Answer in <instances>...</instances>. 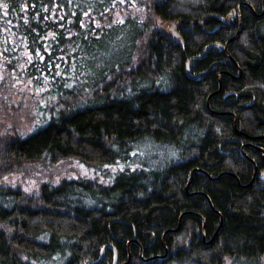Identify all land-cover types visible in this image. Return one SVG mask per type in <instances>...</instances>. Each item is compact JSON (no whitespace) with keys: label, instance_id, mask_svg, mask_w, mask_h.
Masks as SVG:
<instances>
[{"label":"trees","instance_id":"trees-1","mask_svg":"<svg viewBox=\"0 0 264 264\" xmlns=\"http://www.w3.org/2000/svg\"><path fill=\"white\" fill-rule=\"evenodd\" d=\"M0 59V264H264V0H0Z\"/></svg>","mask_w":264,"mask_h":264},{"label":"rangeland","instance_id":"rangeland-1","mask_svg":"<svg viewBox=\"0 0 264 264\" xmlns=\"http://www.w3.org/2000/svg\"><path fill=\"white\" fill-rule=\"evenodd\" d=\"M174 26L165 27L167 34H174L175 29H173ZM0 63H2V60L0 59ZM9 70L7 69H1L0 67V81H2L5 77L7 79ZM5 84V83H4ZM11 84V85H10ZM13 84V85H12ZM6 86V84H5ZM11 89V100H9V103L13 104V106L7 105V110L5 114L2 112L3 109H1L0 114V133L8 130H13L12 127H17L19 129H15L23 134L29 132L32 126V120L29 117V114L32 113L33 105H34V95L32 96L33 91L27 86V83H21L19 81H11L9 80L7 83L6 88ZM6 91V90H4ZM7 92V91H6ZM6 92L2 93L5 94ZM9 97V92L5 96H1L0 98L6 99ZM41 166V165H40ZM39 167L36 171V177L34 179L31 178V180L26 179L27 175H24L23 173H13L11 176H9V179L12 180H20L24 186H26L27 190L34 191L37 188V182L40 181H48L52 180L53 182H58L59 179L65 178V179H71V178H95L98 177V180L100 182L106 183V178H102L103 175L96 174L92 171V169L88 168L81 162L77 161L76 159H65L62 161H59L55 164H43V167ZM23 176V178H21ZM51 178V179H50ZM13 182V181H12ZM263 263H264V256H263Z\"/></svg>","mask_w":264,"mask_h":264},{"label":"water","instance_id":"water-1","mask_svg":"<svg viewBox=\"0 0 264 264\" xmlns=\"http://www.w3.org/2000/svg\"><path fill=\"white\" fill-rule=\"evenodd\" d=\"M173 36H174V37H178V34L175 32Z\"/></svg>","mask_w":264,"mask_h":264},{"label":"snow or ice","instance_id":"snow-or-ice-1","mask_svg":"<svg viewBox=\"0 0 264 264\" xmlns=\"http://www.w3.org/2000/svg\"><path fill=\"white\" fill-rule=\"evenodd\" d=\"M5 7H7V5H4ZM66 87H71V85H65Z\"/></svg>","mask_w":264,"mask_h":264}]
</instances>
